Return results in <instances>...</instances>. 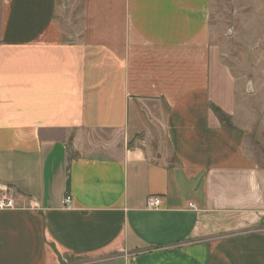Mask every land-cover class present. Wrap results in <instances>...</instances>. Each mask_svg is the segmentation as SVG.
I'll use <instances>...</instances> for the list:
<instances>
[{
	"label": "crops",
	"instance_id": "crops-1",
	"mask_svg": "<svg viewBox=\"0 0 264 264\" xmlns=\"http://www.w3.org/2000/svg\"><path fill=\"white\" fill-rule=\"evenodd\" d=\"M212 8L0 0V264H264V93Z\"/></svg>",
	"mask_w": 264,
	"mask_h": 264
},
{
	"label": "rangeland",
	"instance_id": "rangeland-1",
	"mask_svg": "<svg viewBox=\"0 0 264 264\" xmlns=\"http://www.w3.org/2000/svg\"><path fill=\"white\" fill-rule=\"evenodd\" d=\"M212 10V25L221 32L213 43L218 51L216 56L234 75L248 82L249 91L253 90L261 99L264 93V0H213ZM257 98L253 105L260 114ZM260 137L264 138V134ZM257 152L259 157L264 156V140Z\"/></svg>",
	"mask_w": 264,
	"mask_h": 264
},
{
	"label": "built area",
	"instance_id": "built-area-1",
	"mask_svg": "<svg viewBox=\"0 0 264 264\" xmlns=\"http://www.w3.org/2000/svg\"><path fill=\"white\" fill-rule=\"evenodd\" d=\"M72 199L70 195H67L62 200L64 208H71ZM161 204V197L152 196L148 198L146 206L148 209H157ZM15 198L10 189H0V210L14 209Z\"/></svg>",
	"mask_w": 264,
	"mask_h": 264
},
{
	"label": "trees",
	"instance_id": "trees-1",
	"mask_svg": "<svg viewBox=\"0 0 264 264\" xmlns=\"http://www.w3.org/2000/svg\"><path fill=\"white\" fill-rule=\"evenodd\" d=\"M212 110L215 113V115L217 116V118L219 119V121L221 122V124H226L227 121L229 123L228 117L225 114H223V112H221V110H219L216 107H212ZM228 123H227V125H224V126L230 127V124H228Z\"/></svg>",
	"mask_w": 264,
	"mask_h": 264
}]
</instances>
